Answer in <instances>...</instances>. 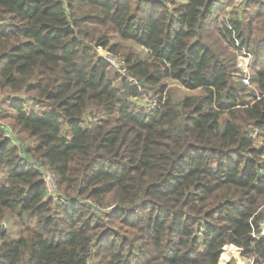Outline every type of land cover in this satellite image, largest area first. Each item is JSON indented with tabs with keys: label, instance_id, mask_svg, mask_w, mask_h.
I'll use <instances>...</instances> for the list:
<instances>
[{
	"label": "trees",
	"instance_id": "trees-1",
	"mask_svg": "<svg viewBox=\"0 0 264 264\" xmlns=\"http://www.w3.org/2000/svg\"><path fill=\"white\" fill-rule=\"evenodd\" d=\"M222 5L0 0V264H264V39Z\"/></svg>",
	"mask_w": 264,
	"mask_h": 264
},
{
	"label": "rangeland",
	"instance_id": "rangeland-1",
	"mask_svg": "<svg viewBox=\"0 0 264 264\" xmlns=\"http://www.w3.org/2000/svg\"><path fill=\"white\" fill-rule=\"evenodd\" d=\"M182 1V0H180ZM186 1V0H185ZM223 1V5L221 6V10L218 12V15H225L227 17H231V16H238L240 18L246 16V17H250L251 15H254V26H253V34L254 37L259 38V39H264V12H259V14L257 13V4H255L257 2H260L262 7L260 8L261 11L264 9V0H249V7H248V11L246 8V5L243 3V5L237 4V0H222ZM227 3V4H226ZM264 44V42H263ZM136 50L141 54L144 55L145 54V49L138 47L137 45H135ZM264 49V47L262 48V50ZM97 53L102 56L103 58L107 57V56H112L110 53L104 51H99V49H97ZM237 56L236 55V61H237ZM253 54L250 53V59H249V66L247 69V72H250L251 70V64L253 61ZM108 61V60H107ZM111 65V69L115 70L117 72L123 73V71L120 69L121 67V61L114 57L108 61ZM252 70H255V68H253ZM114 82L116 83V81L114 80ZM168 84L169 87L172 89L173 94L175 95V97H181L184 94H190L193 93V91L186 89L185 87L179 85L177 82H175L172 79H168ZM135 101L137 103H139L140 105H144L147 104V102H150L149 100V96H145L143 98H136ZM152 104V103H151ZM8 229V227H7ZM10 236L12 237V239H14L16 236L15 231H11V233H9ZM17 237V236H16ZM233 249L230 250L231 255H233L232 253ZM235 258V257H234Z\"/></svg>",
	"mask_w": 264,
	"mask_h": 264
},
{
	"label": "built area",
	"instance_id": "built-area-1",
	"mask_svg": "<svg viewBox=\"0 0 264 264\" xmlns=\"http://www.w3.org/2000/svg\"><path fill=\"white\" fill-rule=\"evenodd\" d=\"M245 1L246 0H237V4L243 5ZM225 17L226 19L228 18L227 16ZM234 40H235L236 52L238 54L237 65L242 69V71L245 74L243 81L248 84L249 72H247V69L249 66L250 52H248L244 47H242L235 38ZM35 167L37 166L35 165ZM42 181L44 183V189L46 194L49 197L58 200L59 189L56 180L54 178L53 172L51 170L47 168L42 170ZM2 224L5 227V223L3 222ZM258 227H259V232L258 233L252 232V236L257 237L259 239H264V218L258 222ZM232 253H233L232 256L235 257L236 260L235 264H253V258L247 259L244 256H242L240 252L237 250H233Z\"/></svg>",
	"mask_w": 264,
	"mask_h": 264
},
{
	"label": "water",
	"instance_id": "water-1",
	"mask_svg": "<svg viewBox=\"0 0 264 264\" xmlns=\"http://www.w3.org/2000/svg\"><path fill=\"white\" fill-rule=\"evenodd\" d=\"M112 58H113V56H110V55H109V56L105 57L104 59L109 61V60H111ZM0 127H1V128H4V125H3V124H0Z\"/></svg>",
	"mask_w": 264,
	"mask_h": 264
}]
</instances>
